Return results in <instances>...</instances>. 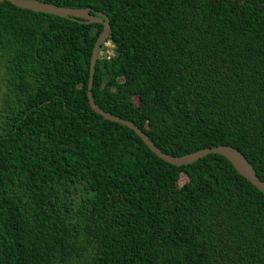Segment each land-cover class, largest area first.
Listing matches in <instances>:
<instances>
[{
  "label": "trees",
  "instance_id": "16d2710c",
  "mask_svg": "<svg viewBox=\"0 0 264 264\" xmlns=\"http://www.w3.org/2000/svg\"><path fill=\"white\" fill-rule=\"evenodd\" d=\"M38 1L107 17L99 109L264 182V0ZM101 31L0 3V264H264V194L226 159L174 167L91 111Z\"/></svg>",
  "mask_w": 264,
  "mask_h": 264
},
{
  "label": "water",
  "instance_id": "95a60500",
  "mask_svg": "<svg viewBox=\"0 0 264 264\" xmlns=\"http://www.w3.org/2000/svg\"><path fill=\"white\" fill-rule=\"evenodd\" d=\"M1 2H8L19 9L28 10L35 13H45L61 18L66 17L72 20H79L80 22L83 23L101 24L102 31L95 40L89 61L86 98L91 111L99 115L105 121L119 124L131 130L152 154H154L158 159L162 160L163 162L172 165L174 167H181L184 165L191 164L196 160L201 159L207 155H219L224 159H226L232 165L234 170L240 176L245 178L257 191L264 194V182L258 179L250 164L246 161L243 155L234 148L230 146L221 145L209 149H202L180 157H171L169 155L162 153L159 149H157L151 143V141H149L146 135L143 134L139 129H137L132 123L120 119L118 117L109 115L103 112L94 104L90 90L93 79L94 66L97 59V52L102 41L108 39L110 34V29L106 16H104L101 13H92L90 9H86V8L72 9L65 7H57L38 0H0V3Z\"/></svg>",
  "mask_w": 264,
  "mask_h": 264
},
{
  "label": "rangeland",
  "instance_id": "374dc122",
  "mask_svg": "<svg viewBox=\"0 0 264 264\" xmlns=\"http://www.w3.org/2000/svg\"><path fill=\"white\" fill-rule=\"evenodd\" d=\"M112 45H110L109 42H105L103 44V48L99 53V58H104V57H111L112 56ZM2 69L0 68V101L4 92V87H3V80H2ZM1 104V103H0ZM186 181L184 175H181L179 180H178V185L181 186L184 182Z\"/></svg>",
  "mask_w": 264,
  "mask_h": 264
},
{
  "label": "built area",
  "instance_id": "2783aa9c",
  "mask_svg": "<svg viewBox=\"0 0 264 264\" xmlns=\"http://www.w3.org/2000/svg\"><path fill=\"white\" fill-rule=\"evenodd\" d=\"M102 46H103V45H102ZM100 51H101V50H100ZM100 51L98 52V56H99ZM108 58H109V56L104 57V59H108Z\"/></svg>",
  "mask_w": 264,
  "mask_h": 264
},
{
  "label": "clouds",
  "instance_id": "9594fccd",
  "mask_svg": "<svg viewBox=\"0 0 264 264\" xmlns=\"http://www.w3.org/2000/svg\"><path fill=\"white\" fill-rule=\"evenodd\" d=\"M103 42V41H102ZM102 44V43H101ZM101 46V45H100ZM97 56H98V52H97Z\"/></svg>",
  "mask_w": 264,
  "mask_h": 264
}]
</instances>
